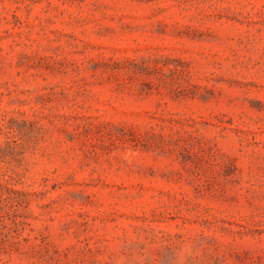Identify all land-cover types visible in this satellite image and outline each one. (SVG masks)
<instances>
[{
	"label": "rangeland",
	"instance_id": "obj_1",
	"mask_svg": "<svg viewBox=\"0 0 264 264\" xmlns=\"http://www.w3.org/2000/svg\"><path fill=\"white\" fill-rule=\"evenodd\" d=\"M0 264H264V0H0Z\"/></svg>",
	"mask_w": 264,
	"mask_h": 264
}]
</instances>
